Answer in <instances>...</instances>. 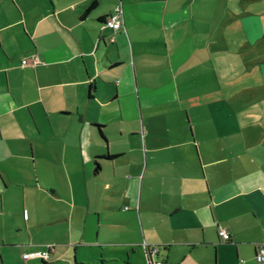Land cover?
<instances>
[{
	"label": "crops",
	"instance_id": "1",
	"mask_svg": "<svg viewBox=\"0 0 264 264\" xmlns=\"http://www.w3.org/2000/svg\"><path fill=\"white\" fill-rule=\"evenodd\" d=\"M260 241L264 0H0V264H257Z\"/></svg>",
	"mask_w": 264,
	"mask_h": 264
},
{
	"label": "built area",
	"instance_id": "2",
	"mask_svg": "<svg viewBox=\"0 0 264 264\" xmlns=\"http://www.w3.org/2000/svg\"><path fill=\"white\" fill-rule=\"evenodd\" d=\"M123 25V12L120 5H117L113 8V10L107 15L106 19L102 22L101 27H108L113 30H117ZM112 40V38H110ZM218 235L222 240L229 239V233L226 229L220 228L218 230ZM143 247L148 253L147 264H166L163 260H151L150 254L157 252V246H147L143 244ZM52 248V244L47 246L45 250H33L29 252L22 253L23 258H35L44 260L48 257V251ZM255 260L257 264H264V242L260 241L257 243L256 250H255Z\"/></svg>",
	"mask_w": 264,
	"mask_h": 264
},
{
	"label": "trees",
	"instance_id": "3",
	"mask_svg": "<svg viewBox=\"0 0 264 264\" xmlns=\"http://www.w3.org/2000/svg\"><path fill=\"white\" fill-rule=\"evenodd\" d=\"M91 7H92V5H91ZM103 21H104V20H102V22H103ZM98 126L101 127V125H99V124H98ZM99 133H100L101 137H104L103 134H102V130H101V128H99ZM108 156H111V155H108Z\"/></svg>",
	"mask_w": 264,
	"mask_h": 264
},
{
	"label": "rangeland",
	"instance_id": "4",
	"mask_svg": "<svg viewBox=\"0 0 264 264\" xmlns=\"http://www.w3.org/2000/svg\"><path fill=\"white\" fill-rule=\"evenodd\" d=\"M108 145H109V144H108ZM104 146H105V145H104ZM60 178H61V181H62V182H65L63 176H60Z\"/></svg>",
	"mask_w": 264,
	"mask_h": 264
},
{
	"label": "water",
	"instance_id": "5",
	"mask_svg": "<svg viewBox=\"0 0 264 264\" xmlns=\"http://www.w3.org/2000/svg\"><path fill=\"white\" fill-rule=\"evenodd\" d=\"M146 261H147V259H146Z\"/></svg>",
	"mask_w": 264,
	"mask_h": 264
}]
</instances>
